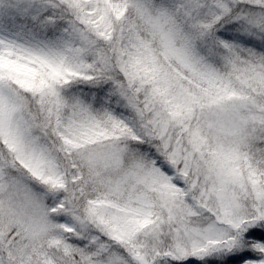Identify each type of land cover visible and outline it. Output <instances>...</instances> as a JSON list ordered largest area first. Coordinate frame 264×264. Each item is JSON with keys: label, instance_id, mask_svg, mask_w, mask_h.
Masks as SVG:
<instances>
[{"label": "snow or ice", "instance_id": "obj_1", "mask_svg": "<svg viewBox=\"0 0 264 264\" xmlns=\"http://www.w3.org/2000/svg\"><path fill=\"white\" fill-rule=\"evenodd\" d=\"M0 264H264V0H0Z\"/></svg>", "mask_w": 264, "mask_h": 264}]
</instances>
